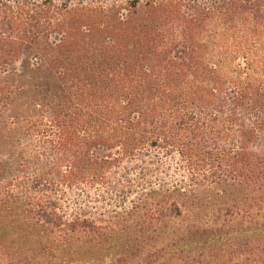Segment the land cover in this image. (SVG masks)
Wrapping results in <instances>:
<instances>
[{"label":"trees","instance_id":"trees-1","mask_svg":"<svg viewBox=\"0 0 264 264\" xmlns=\"http://www.w3.org/2000/svg\"><path fill=\"white\" fill-rule=\"evenodd\" d=\"M6 224L264 264V0H0Z\"/></svg>","mask_w":264,"mask_h":264},{"label":"rangeland","instance_id":"rangeland-1","mask_svg":"<svg viewBox=\"0 0 264 264\" xmlns=\"http://www.w3.org/2000/svg\"><path fill=\"white\" fill-rule=\"evenodd\" d=\"M16 225L6 224L5 227L0 225V264H57V259H62L57 256L55 252L56 246L65 248L67 246V238H62L59 235H49L45 238V241H38L36 239H25L22 236L16 234ZM107 227V226H106ZM120 227H112L116 232L108 234V229L101 232L102 244L98 252L94 253L84 249V252L76 254L75 258L80 260V263L76 264H168V260L173 259L172 255L174 251H163L159 256L153 257L148 254L151 251L152 246L144 245L145 253L142 254H128V249L133 245L132 234L119 233ZM131 229V228H130ZM129 229V230H130ZM55 231V230H54ZM56 234V232H54ZM32 239V240H31ZM80 242V241H79ZM241 244L243 241L239 240ZM230 243H238L237 241H230ZM160 244L164 243L160 240ZM74 245H78L75 243ZM219 245V243L217 244ZM45 250L43 249V247ZM158 246V247H162ZM42 247V248H41ZM242 247V246H241ZM239 248L238 254L225 251H216L207 254L206 258L198 259L192 255L184 256L180 260L176 261V264H251L250 260L254 259V264H259L257 259L259 258L258 252L251 254L248 249ZM41 248V250H40ZM219 248V246H218ZM31 249V253L28 252ZM194 254V253H193ZM186 257V259H185ZM70 263H73V260ZM117 261V262H116ZM184 261V262H183Z\"/></svg>","mask_w":264,"mask_h":264}]
</instances>
